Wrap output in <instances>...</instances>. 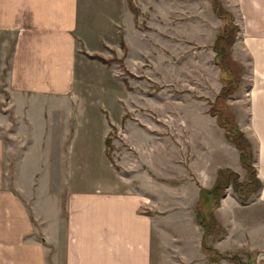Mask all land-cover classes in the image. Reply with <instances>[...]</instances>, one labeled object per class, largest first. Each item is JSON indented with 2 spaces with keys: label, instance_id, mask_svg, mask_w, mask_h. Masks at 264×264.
Returning <instances> with one entry per match:
<instances>
[{
  "label": "crops",
  "instance_id": "obj_1",
  "mask_svg": "<svg viewBox=\"0 0 264 264\" xmlns=\"http://www.w3.org/2000/svg\"><path fill=\"white\" fill-rule=\"evenodd\" d=\"M84 2L0 0V103L4 104L0 106V264H192L195 259L187 256L183 243L189 240L200 250L202 228L194 214L199 189L213 185L219 168H228L239 178L244 175L237 150L224 138L207 105L204 113L192 118L191 126L186 113L182 115L188 134L200 132L202 138L193 146L190 137L188 162L184 173L179 170L183 176L168 179L142 169L143 162L138 164L140 171H133L137 168L128 167V148L114 158L118 169L111 164L104 152L106 122L117 125L123 111L128 113L124 126L130 132L125 139L140 141L133 151L142 155L154 147L149 143L155 135L150 139L149 118L133 116V107L127 109L128 103L121 102L129 91L114 76V68L87 62L78 53L79 48L92 54L102 52L103 44L116 45L119 20L123 26L131 17L130 27L133 23L125 1H111L103 25L94 24L91 16L89 22H79L86 11ZM223 7L238 27L230 57L243 70L242 64L248 65L244 98H229L227 103L251 144L261 185L243 205L229 186L225 188L212 212L225 231L212 246L219 252L264 253V0H235ZM111 8L116 11L110 13ZM123 41L125 59L131 57L127 33ZM106 73L115 79L109 81L111 89L104 85V94L95 92L92 100L79 96L82 88L97 91L103 85L99 77ZM197 118L202 121L196 123ZM157 142L162 169L167 151ZM44 144L47 155L60 148L57 166L71 176L55 188L59 195L51 186L52 178L41 185L47 197L39 211L38 155L44 154ZM94 154L97 162L89 161L87 157ZM82 163L86 169H102L110 179L86 185L74 170ZM48 193L55 195L53 207ZM39 231L42 237L37 239ZM197 256L205 264L201 251Z\"/></svg>",
  "mask_w": 264,
  "mask_h": 264
},
{
  "label": "rangeland",
  "instance_id": "obj_2",
  "mask_svg": "<svg viewBox=\"0 0 264 264\" xmlns=\"http://www.w3.org/2000/svg\"><path fill=\"white\" fill-rule=\"evenodd\" d=\"M111 1L114 2V0ZM111 1L108 0L106 3H103V0H86L83 4V6H85L83 10L86 9V11L81 12L79 22L81 24L89 22L91 16L94 24L103 25L106 16L105 10L112 4ZM219 1L222 3V6H225L227 3L229 4V2L234 3L235 0ZM135 5L139 9V14L136 19L137 23L132 20L133 23L130 27L131 17H129V19L126 17L127 20L123 18L124 25L122 26V21L119 20L116 26L118 41L115 46L103 44L102 52H93L92 54H88L82 48H79L80 51L78 53L82 55L87 62L89 60H95L97 63L107 67L108 70H110V67L114 68V76L116 77L117 75L119 80L126 87L125 89L129 91L126 93V96H121V102L128 103L127 109H129L130 106L133 107V116L135 114L140 118L141 115H143L146 120L149 118L150 127L147 128V131L150 130V139L153 138L152 135H155L154 141L149 143V146H154L152 149H149L150 153L142 155L133 151L134 148L137 149L139 147L140 141H136V138L135 141L125 139L126 133L129 134L130 130L127 131V129H125L124 120L129 115L126 112L124 114L123 111L121 121L117 125L106 122L107 131L104 135V139L107 137L109 145L106 144L105 146L104 144V152L107 160L118 169V166L114 163V158L118 157L119 159V156H121L119 154L121 152L119 151L128 148L130 151V153L128 152V159L126 158L128 167L136 166L137 168H133V171H140L141 167H139L138 164L143 162L145 167L142 165V169L150 168L153 172L158 175L161 174V176H166L168 179L169 177L178 178L183 176L180 175V173H184L182 167H185L188 162L190 137L193 146H195V142L201 143L202 139L200 132H194L192 135L188 134L186 122L183 120L182 115L186 113V116L190 119L189 122L187 121V124L191 126V124H193L191 123L192 118L206 111L208 100L213 98V95L219 87V68L213 62V51L210 45L214 35L218 31L220 19L212 13L207 0H135ZM115 11V8L110 9V13ZM124 26L125 29L123 28ZM124 33H127L130 42V59L127 57L124 59L127 53L123 41ZM120 39L123 45H120ZM8 49L9 46L6 47L5 59L8 54ZM93 55L99 56L101 59ZM235 63H237V61H235ZM242 65L244 66V70L240 68L241 82L231 95L232 99L236 97L244 98L243 90L248 89V81L245 80L246 75H248V65L246 63ZM243 72L244 79L242 78ZM107 74L108 73L99 77L103 85H98L97 91H90L91 89L82 88L78 91L79 96L92 100L95 98V92L104 94L105 86L111 89L109 81H114L115 79L112 77L110 78V75ZM2 78L3 73L0 74V80ZM131 84H133V86H131ZM95 85L94 83V88ZM87 87H91V85L87 84ZM242 104L244 105V103ZM3 105V103H0V106ZM201 119L202 118H197L196 123L197 121H202ZM139 136L138 134L135 135V137ZM138 139L140 140V138ZM126 141L130 144H126ZM157 141L164 144L167 151V161L162 169L161 167L164 163L162 159L158 163V156L156 155ZM130 146L132 147L130 148ZM45 149L46 147L44 144L43 153ZM59 150L60 148L57 149L58 154L53 153L47 155L46 153L41 154L39 152L38 155L39 183L37 201L39 203V211L43 209L42 207L47 197L41 185L44 183L46 184L45 181L52 178L51 186L54 187V192L59 195L60 192L57 193L56 189L60 187L62 180L66 182L67 177L71 176L68 175L67 170H65L63 174L62 167L60 170L57 166L58 159L62 157L60 153L61 150ZM77 159L79 158L77 157ZM87 159L91 162H97L95 154L93 157L88 156ZM41 160H43L42 166ZM153 161L154 166L152 164ZM84 164L85 163H82L81 168L77 170L74 168V170L75 173L83 175V180L86 185L95 186L98 180L110 179L102 169H86L84 168ZM179 170L181 171L180 173ZM229 189L231 190V188ZM48 196L49 202L53 207L55 195L54 193H48ZM62 216H64L63 211ZM35 237L37 239L42 237L40 231ZM205 242L206 244L210 243L213 245L214 240L210 241L207 238ZM166 246L169 245L167 244L165 247ZM183 246H185L184 248L187 256L195 259V264H201L196 258L200 251L203 254L205 264H208L206 260L208 253L203 251V249L201 250L200 248L199 250L198 248L197 250L195 245L189 240H187V243L184 242ZM166 248L168 251L172 249L171 247ZM248 251L251 255L250 264H264L262 259L257 258V252L259 251L241 249L233 252L222 251L221 253H235L237 257L239 256L240 259L245 260V253ZM167 254L170 253L167 252ZM210 264H233V262L225 258L220 259L218 262H210Z\"/></svg>",
  "mask_w": 264,
  "mask_h": 264
},
{
  "label": "trees",
  "instance_id": "obj_3",
  "mask_svg": "<svg viewBox=\"0 0 264 264\" xmlns=\"http://www.w3.org/2000/svg\"><path fill=\"white\" fill-rule=\"evenodd\" d=\"M212 13L220 19V25L210 45L213 51V62L219 68L220 88L216 95L208 100L207 112L215 117L216 123L222 128L224 138L230 142L238 153V160L244 169V175L239 178L238 174L228 168H219L215 173L213 185L207 189H199V197L195 203L194 214L197 223L201 226V250L207 252L206 260L218 262L220 259H227L233 264H250L251 255L245 253V260L234 254H226L217 251L206 239L210 241L219 239L224 234L221 224L213 216V209L217 206L220 197L224 194L225 188L229 186L240 204H246L260 187V180L255 175L253 165V151L249 140L238 128L234 112L227 103L233 92L241 82L240 65L230 57V48L238 30L233 22V16L229 10L222 6L219 0H207ZM125 4L131 13L133 22H136L139 9L135 0H125ZM137 23V22H136ZM123 45L122 40H119ZM99 59L101 57L93 55ZM126 85V83H125ZM127 86V85H126ZM104 144L109 145L107 137Z\"/></svg>",
  "mask_w": 264,
  "mask_h": 264
},
{
  "label": "water",
  "instance_id": "obj_4",
  "mask_svg": "<svg viewBox=\"0 0 264 264\" xmlns=\"http://www.w3.org/2000/svg\"><path fill=\"white\" fill-rule=\"evenodd\" d=\"M258 254H257V258L258 259H262L263 261H264V253L263 252H257Z\"/></svg>",
  "mask_w": 264,
  "mask_h": 264
}]
</instances>
